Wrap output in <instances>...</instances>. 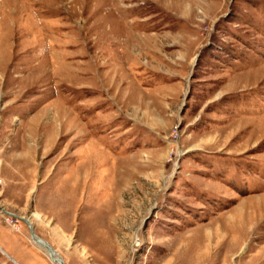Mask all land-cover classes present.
<instances>
[{"label": "rangeland", "instance_id": "374dc122", "mask_svg": "<svg viewBox=\"0 0 264 264\" xmlns=\"http://www.w3.org/2000/svg\"><path fill=\"white\" fill-rule=\"evenodd\" d=\"M15 217L64 264H264V0H0V229L35 250Z\"/></svg>", "mask_w": 264, "mask_h": 264}, {"label": "crops", "instance_id": "0c3cea01", "mask_svg": "<svg viewBox=\"0 0 264 264\" xmlns=\"http://www.w3.org/2000/svg\"><path fill=\"white\" fill-rule=\"evenodd\" d=\"M18 233L22 234L21 232ZM22 236H24V234ZM25 240L18 238L16 232L12 229H0V251L6 255L5 256L2 254V256L8 259L11 264H37L36 260L32 257L33 254L35 255L36 251L40 254L41 258L46 260V257H44L43 252H40V250L35 245L32 244V247L35 250H30L27 244L23 242ZM30 254L32 255L31 257Z\"/></svg>", "mask_w": 264, "mask_h": 264}, {"label": "water", "instance_id": "95a60500", "mask_svg": "<svg viewBox=\"0 0 264 264\" xmlns=\"http://www.w3.org/2000/svg\"><path fill=\"white\" fill-rule=\"evenodd\" d=\"M23 221L26 222L31 227V224L29 223L28 220L23 219ZM30 230H31V235H32L34 241L37 242L38 244H41V245H44L45 244L44 245L45 246V251L48 254H50V256L53 257V260L56 262V259L54 257V254H56V252L54 251L53 247L49 243H47L46 241H43L44 243H39L41 241H38L37 239H35V235H34L33 229L31 228Z\"/></svg>", "mask_w": 264, "mask_h": 264}, {"label": "bare ground", "instance_id": "6f19581e", "mask_svg": "<svg viewBox=\"0 0 264 264\" xmlns=\"http://www.w3.org/2000/svg\"><path fill=\"white\" fill-rule=\"evenodd\" d=\"M8 213V212H7ZM10 214V213H9ZM9 216H12V215H9ZM14 217V216H13ZM15 218H18V217H15ZM18 219H20V218H18ZM20 220H23V219H20ZM29 221V220H28ZM26 223V222H25ZM30 223V222H29ZM32 223V222H31ZM30 223V224H31ZM27 224V223H26ZM28 225V224H27ZM29 226V225H28ZM33 229V226H32V224H31V227L29 226V229ZM30 232H31V230H30ZM33 232H34V229H33ZM35 235V234H34ZM35 239H37L36 238V236H35ZM38 241H41V242H39V243H44L43 241L44 240H40V239H37ZM38 246V248H43L44 250H45V244L44 245H41V244H38L37 242H35ZM48 243V242H47ZM55 251V250H54ZM50 255V254H49ZM51 258H52V260H53V257L52 256H50ZM54 257H55V259H56V262L53 260V262H55V263H58V264H64V262L59 258V257H57V255L56 254H54ZM54 264V263H53Z\"/></svg>", "mask_w": 264, "mask_h": 264}]
</instances>
